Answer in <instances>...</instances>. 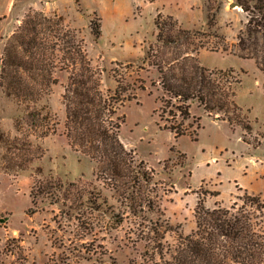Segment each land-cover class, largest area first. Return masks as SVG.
Returning a JSON list of instances; mask_svg holds the SVG:
<instances>
[{
    "label": "rangeland",
    "instance_id": "rangeland-1",
    "mask_svg": "<svg viewBox=\"0 0 264 264\" xmlns=\"http://www.w3.org/2000/svg\"><path fill=\"white\" fill-rule=\"evenodd\" d=\"M234 1L0 0V168L8 170H0V264H143V252L153 244L149 238L162 235L165 246L173 245L178 234L195 228L198 196L209 208L234 203L239 207L246 194L264 200V71L238 45L246 13L231 5ZM32 9L47 16L41 26L49 70L19 66L17 77L33 90L30 96H17L2 85L1 58L5 42ZM158 12L188 30L177 43L156 42ZM258 41L257 47L264 48V39ZM187 54L208 68L231 67L240 76L234 101L242 108L241 124L230 125L217 118L223 112L208 114L196 100H189L190 118L183 122L191 124L189 131L175 136L163 128L166 121L158 111L163 91L155 63L182 60ZM71 77L98 83L108 103L112 96L122 98L109 119L124 116L118 138L129 152L127 169L147 173V180L140 175L137 185L128 184L135 186L129 193L136 199L152 200L154 210L146 217L132 214L125 199L117 200L112 180L97 177L96 163L71 144L64 97ZM27 105L48 111L54 131L29 136L44 153L20 169L15 165L24 153L7 151L1 138L20 135L14 120ZM242 125H249V131ZM21 130L26 132V125ZM47 175L79 179L95 188L98 199L80 203L75 196L63 201L61 195L54 203L51 196L41 195L32 202L31 185ZM156 222L161 225L155 234Z\"/></svg>",
    "mask_w": 264,
    "mask_h": 264
},
{
    "label": "trees",
    "instance_id": "trees-1",
    "mask_svg": "<svg viewBox=\"0 0 264 264\" xmlns=\"http://www.w3.org/2000/svg\"><path fill=\"white\" fill-rule=\"evenodd\" d=\"M237 2L246 13L244 29L238 34V45L240 49L247 50L257 67L264 71V55L259 54V50L264 51V48L257 47L259 37L264 39V0ZM162 16L158 12L154 18L157 27L156 42L160 45L177 43L188 30L178 26L172 16ZM44 19L47 16L40 10L27 11L4 44L1 82L8 93L12 91L17 96L31 95L33 89L30 84L17 77L19 66L25 70L35 68L40 72L49 70L46 61L50 57L45 51L41 26ZM212 20L210 16L209 22ZM94 29L95 34L99 35L98 22H95ZM33 48L40 52L33 51ZM239 55L245 57L243 54ZM81 57L88 66L85 54H81ZM155 66L159 72L157 83L163 91V95L159 96V116L166 121L163 128L170 129L175 136L186 133L191 126L183 123L190 118L189 100H196L208 114L213 111L223 112V116L217 118L227 120L230 125L241 122L239 111L242 108L234 101L235 88L241 78L233 68H208L197 57L189 54L182 60L174 58L168 63L157 62ZM71 78L64 93L67 136L71 144L96 163L93 171L97 177L112 180L117 200L125 199L132 214L146 217L147 211L154 210L152 200L149 196L136 199L129 193V189L132 184H138L140 175L147 180V173L140 170L138 175L127 169L126 155L129 152L118 138L119 126L124 116L117 115L114 122L109 119L115 113V102L122 98L112 96L113 102L108 103L107 97L101 96L98 83L89 84L87 80ZM69 93L71 96H68ZM126 98L131 99L129 96ZM165 113L170 115L169 118ZM178 117L180 120L176 122ZM22 125H26L24 133ZM249 125L242 126L249 131ZM14 127L20 135L14 138L3 136L1 141L7 151L13 149L24 153L25 158L15 166L25 169L32 160L44 153V148L39 143L32 142L29 136H48L54 131L53 124L48 111L27 105L24 114L14 120ZM27 152L31 154L28 156L25 154ZM129 177L132 179L129 180ZM129 182L132 183L131 186H128ZM94 189L84 185L79 179L76 182L63 181L59 175H47L34 180L29 196L32 202L42 195L51 196L54 203H57L63 195V201L75 196L81 200L80 203H95L98 195H95L97 192ZM214 194L217 195L218 191H214ZM236 205L234 203L230 207H224L216 204L209 208L198 196L194 209L195 228L187 234H178L173 245L165 246L161 242L162 235L160 238H149L153 240V244L151 248H145L143 258L146 262L143 264H264V200L258 195L246 194L242 197V205ZM97 206H101V203ZM160 225L156 222V226L152 228L155 234Z\"/></svg>",
    "mask_w": 264,
    "mask_h": 264
},
{
    "label": "water",
    "instance_id": "water-1",
    "mask_svg": "<svg viewBox=\"0 0 264 264\" xmlns=\"http://www.w3.org/2000/svg\"><path fill=\"white\" fill-rule=\"evenodd\" d=\"M234 4L237 6H240V4L237 1L231 2V5H234Z\"/></svg>",
    "mask_w": 264,
    "mask_h": 264
}]
</instances>
